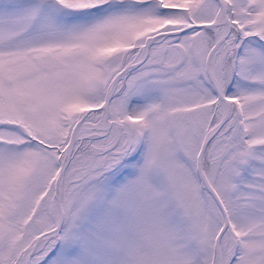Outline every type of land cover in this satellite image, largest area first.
Returning <instances> with one entry per match:
<instances>
[{
  "label": "snow or ice",
  "instance_id": "1",
  "mask_svg": "<svg viewBox=\"0 0 264 264\" xmlns=\"http://www.w3.org/2000/svg\"><path fill=\"white\" fill-rule=\"evenodd\" d=\"M0 264H264V0H0Z\"/></svg>",
  "mask_w": 264,
  "mask_h": 264
}]
</instances>
